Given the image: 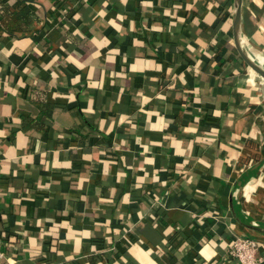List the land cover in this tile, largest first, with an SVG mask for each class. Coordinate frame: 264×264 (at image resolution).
I'll return each mask as SVG.
<instances>
[{
  "label": "crops",
  "instance_id": "crops-1",
  "mask_svg": "<svg viewBox=\"0 0 264 264\" xmlns=\"http://www.w3.org/2000/svg\"><path fill=\"white\" fill-rule=\"evenodd\" d=\"M0 264H264V81L235 0H0ZM241 42L264 58V0ZM252 55V56H251Z\"/></svg>",
  "mask_w": 264,
  "mask_h": 264
},
{
  "label": "built area",
  "instance_id": "built-area-1",
  "mask_svg": "<svg viewBox=\"0 0 264 264\" xmlns=\"http://www.w3.org/2000/svg\"><path fill=\"white\" fill-rule=\"evenodd\" d=\"M261 243L249 236L235 235L228 244V254L239 264H262Z\"/></svg>",
  "mask_w": 264,
  "mask_h": 264
},
{
  "label": "water",
  "instance_id": "water-1",
  "mask_svg": "<svg viewBox=\"0 0 264 264\" xmlns=\"http://www.w3.org/2000/svg\"><path fill=\"white\" fill-rule=\"evenodd\" d=\"M242 3L243 0H235V14L232 25L235 48L241 60L245 63L249 70H251L253 74L264 81V69L249 58L241 42L240 33L242 20Z\"/></svg>",
  "mask_w": 264,
  "mask_h": 264
},
{
  "label": "trees",
  "instance_id": "trees-1",
  "mask_svg": "<svg viewBox=\"0 0 264 264\" xmlns=\"http://www.w3.org/2000/svg\"><path fill=\"white\" fill-rule=\"evenodd\" d=\"M30 9L28 7L16 13H7L0 20V28L9 30L12 28H23V25H28L30 22Z\"/></svg>",
  "mask_w": 264,
  "mask_h": 264
},
{
  "label": "bare ground",
  "instance_id": "bare-ground-1",
  "mask_svg": "<svg viewBox=\"0 0 264 264\" xmlns=\"http://www.w3.org/2000/svg\"><path fill=\"white\" fill-rule=\"evenodd\" d=\"M252 56V55H251ZM252 58L256 59L258 62L264 64V58L258 55L257 53H253Z\"/></svg>",
  "mask_w": 264,
  "mask_h": 264
}]
</instances>
